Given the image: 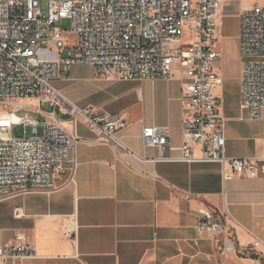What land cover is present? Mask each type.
Returning <instances> with one entry per match:
<instances>
[{
    "label": "built area",
    "instance_id": "1",
    "mask_svg": "<svg viewBox=\"0 0 264 264\" xmlns=\"http://www.w3.org/2000/svg\"><path fill=\"white\" fill-rule=\"evenodd\" d=\"M223 1L0 0V200L22 192L51 190L55 178L68 172L73 178L79 119L96 142L126 148L117 136L127 124L121 112L81 108L52 85L74 65L85 64L107 80H181L183 143L179 156L172 155L176 148L170 126L144 124L141 132L144 147L158 148L156 159L220 162L226 180L264 178V157L226 154L227 118L218 92L224 78L217 68L222 57L217 14ZM252 1L239 11L238 51L242 118L256 120L264 116V6ZM63 19L71 21L68 34L75 36L71 45L58 25ZM25 99L59 106L73 118L68 125L42 122L17 114L26 106L7 109L12 102ZM16 124L26 126L25 136L12 134ZM197 230L224 253L236 249L227 213L201 209ZM36 255L23 234L0 243V264Z\"/></svg>",
    "mask_w": 264,
    "mask_h": 264
},
{
    "label": "crops",
    "instance_id": "2",
    "mask_svg": "<svg viewBox=\"0 0 264 264\" xmlns=\"http://www.w3.org/2000/svg\"><path fill=\"white\" fill-rule=\"evenodd\" d=\"M100 79L131 83L108 91L103 105L95 106L127 118L117 133L126 148L96 142L82 120L72 179L68 172L55 178L51 190L0 200V243L20 233L37 253L7 264H264V178L226 180L220 162L160 160L158 148L143 145L144 124L167 125L172 155L179 156L181 80ZM240 107L241 93L235 112L223 107L226 154L264 157V116L242 118ZM40 112L69 124L59 118V106ZM203 208L228 214L234 251L222 252L198 232Z\"/></svg>",
    "mask_w": 264,
    "mask_h": 264
},
{
    "label": "rangeland",
    "instance_id": "3",
    "mask_svg": "<svg viewBox=\"0 0 264 264\" xmlns=\"http://www.w3.org/2000/svg\"><path fill=\"white\" fill-rule=\"evenodd\" d=\"M264 6V0H257ZM252 0H224L217 17L219 19V33L222 36L221 52L222 57L217 63V68L224 78V84L218 89L223 97V107L225 113H233L238 109L240 94V76H239V60H238V36L240 32L239 11L242 6L253 4ZM61 28L66 31L65 38L68 44H73L75 36L68 34L71 31V21L63 19L58 23ZM189 37L184 38L182 42H187ZM181 42V40H178ZM68 51L64 54L66 55ZM101 77H97L96 70L92 65H74L67 75H63L52 82L56 88L66 99L73 104L85 108L88 105L101 106L106 99L107 92L113 89L127 88L131 83L111 84ZM7 109H16L17 105L26 106L24 109L17 110V114L23 118H36L40 121L50 120L43 112H51L58 106H52L49 103L40 105L36 99L17 100L12 102ZM59 118L67 120L73 118L71 114H59ZM82 122L79 119L78 124ZM15 137H23L26 135V126L16 124L12 130Z\"/></svg>",
    "mask_w": 264,
    "mask_h": 264
}]
</instances>
